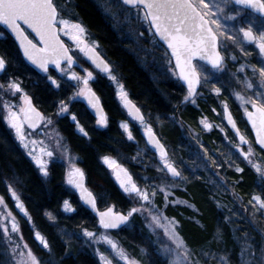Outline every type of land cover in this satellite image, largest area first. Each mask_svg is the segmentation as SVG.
I'll list each match as a JSON object with an SVG mask.
<instances>
[{
  "label": "snow or ice",
  "instance_id": "1",
  "mask_svg": "<svg viewBox=\"0 0 264 264\" xmlns=\"http://www.w3.org/2000/svg\"><path fill=\"white\" fill-rule=\"evenodd\" d=\"M118 4L121 7L134 10L136 20L147 24L146 31L151 33L152 40L155 42L158 38L159 41L166 43L167 48L171 49V56L175 59L173 71L187 84L185 102L190 101L195 104V98L198 95L197 89L202 84H211L214 73L224 71L226 55L221 51V48L224 46L226 50L228 41L235 45L244 56L251 55L245 50L244 42L254 44L259 55L264 57V31L257 34L254 33L251 25L231 28L222 22L235 20L237 16L241 15L240 11L235 14H226L229 4L250 8L264 15V0H118ZM0 24L6 26L15 35L23 51V56L42 73L47 74V79L53 85L57 88L61 86L60 81L51 74L50 66H53L62 76L67 77L69 81L75 82L71 85L75 89L71 99L82 98L86 101L87 106L94 111L96 124L101 128L108 127L109 118L103 110L100 96L92 85L98 81L99 76L109 80L114 85L116 96L122 102L128 117L138 123L142 135L146 138V144L158 153L157 171L162 173L158 178L160 183L149 184V178L144 177L145 186L143 187L137 184L128 169L118 160L108 155L102 157L104 164L114 173L124 192L137 198L139 206L132 207L127 214L114 211L113 207L100 211L97 207L96 196L85 186L84 170L77 166V158L64 144L63 137L58 132L53 135L52 130L45 132V137L52 141L48 145L44 143V140L30 138L31 132L26 128L35 130L42 124L48 128L53 125L52 119L45 116L33 104L32 97L25 92L19 78L9 77L6 81L0 82L2 119L6 122L7 127L14 132L15 139L32 158L39 172L44 177L49 176V164L53 157L59 155V158L65 160L68 165L67 184L79 190L80 198L98 216V224L105 231L98 234L96 231L83 228L82 235L86 238L85 243L103 241L110 247L117 264H142V259L129 253L108 234V230L120 229L121 226L128 224L130 217L140 214L148 221V227L153 232L163 229L167 242L161 246L159 251L168 258L167 264H204L202 257L214 260L216 264H233L229 252L218 256L216 252L211 251V248L208 250L201 248L197 254L178 230L180 222L175 217L169 218L164 215L161 208L154 203V198L159 192L163 196L165 207L168 203H182L194 208L195 206L187 200L169 201V196L173 195L171 189L178 186L177 181L188 183L190 182L189 177L170 157L160 135L149 123L140 107L130 99L129 93L115 72L112 63L102 55L99 41L90 37L88 29L82 22L70 18L66 14L65 3L62 0H0ZM25 26L35 34L34 38H30ZM238 33L243 34V41L238 38ZM139 35L143 36L144 33H139ZM62 37H67L70 42H66ZM80 58H84L93 66L91 70L82 68L83 75L75 70ZM197 58L205 63H194ZM236 59V55H231V60L235 61ZM9 63L8 57L0 54V74L7 72ZM169 63L171 64V60ZM248 67L252 70L251 76L245 71ZM237 72L244 73L243 79L237 73L232 74L237 84L242 88L234 90L232 94L239 101V106L243 109L248 122L255 131V140L246 137L237 127L225 101L226 118L235 130L239 141H230V143L264 180V163H261L264 161V61L259 66L241 64ZM211 90L217 95H220L222 91L215 84H211ZM249 92L251 94H247ZM6 93L12 96L20 94L18 96L20 103L4 99ZM68 112L69 103L61 100L57 115L62 116ZM71 119L75 122L79 132L88 137V132L75 113L71 114ZM200 123L207 130H211L213 127L206 118H202ZM120 127L128 141L138 143L128 120L122 121ZM221 130L223 131V129ZM37 145H40L38 152ZM245 145L247 146L246 150ZM255 145H259V150L255 148ZM201 147L203 148V145ZM137 155L139 156L140 153L138 152ZM204 157L205 163H210L212 167L217 169L224 167V164H218L207 154V149H204ZM225 163H228V167L231 168L234 161L231 163L225 161ZM244 170L238 165L235 167L237 173H243ZM215 175L218 178L213 181L216 187L230 191L233 198L239 201L240 196L234 186L229 185L227 177L220 175L219 172H216ZM16 180L19 182V177ZM6 188L10 199L14 202V207L31 223L32 216L20 192L12 183H6ZM247 203L251 205L254 217L257 214L264 216V194L254 195ZM216 205L218 208H227V205L222 204L220 200H216ZM63 209L66 212L76 211L68 200L63 202ZM228 211L232 210L228 209ZM45 215L49 220H55L51 212H46ZM224 219L232 223L230 216H225ZM33 228L35 229V225ZM233 231L235 232L236 229ZM261 234L264 236V232ZM0 235L8 246L7 252L11 257V264H51L50 260L46 261L28 243L24 242L20 222L9 208L4 195H0ZM34 239L38 241L43 250H46L49 255L52 254L51 244L41 231L34 230ZM213 240L216 243L224 241V235L219 228H217ZM65 243L68 245L66 251H70V241H65ZM96 251L102 264H113L114 258H110L99 249ZM144 252L145 250L141 249V254ZM239 264H264V244L261 245L257 257L256 249L248 242V236L245 233V242L239 253Z\"/></svg>",
  "mask_w": 264,
  "mask_h": 264
},
{
  "label": "trees",
  "instance_id": "2",
  "mask_svg": "<svg viewBox=\"0 0 264 264\" xmlns=\"http://www.w3.org/2000/svg\"><path fill=\"white\" fill-rule=\"evenodd\" d=\"M101 1L62 0L69 8V16L82 22L88 29L90 37L99 41L102 55L112 63L115 72L137 105L149 118L163 116L166 120L169 112L175 110V105L185 96L183 85L165 75L167 59L171 60L167 50L158 40L155 42L152 40L151 33L146 31L147 24L136 20L134 10L116 4L115 7L109 5L108 7L112 9L107 12ZM0 33H2L0 54L6 55L10 60L7 72L0 75V82L6 81L9 77L19 78L25 92L47 116L57 115L61 100L68 102L69 112L57 116L56 124L71 150L78 156V163L86 172L87 184L96 194L99 206L114 204L119 210H129L134 204L131 197L123 192L121 186L109 174L102 159L105 155H112L120 158L129 167L135 166L133 157L137 151V143L128 141L120 127V122L127 118L116 99L114 85L103 76H99L98 81L93 84V88L102 98L109 118L108 127L101 128L81 99L71 100L75 90L71 86L72 82L61 80L60 74L51 70V74L60 79L61 86L57 88L47 79V74L38 73L25 62L15 40L1 26ZM139 33L144 35L140 36ZM80 65L93 67L84 58L79 59V65L75 69H79ZM179 112L184 120V126L191 125V110L181 109ZM69 113L77 115L88 132V137L79 132ZM2 116L3 112L0 110V195L5 196L6 202L17 214L27 243L46 261L50 260L51 264H101L82 235L83 228L99 229L96 218L80 203L75 192L66 184L65 166L57 160L51 161L49 176L44 177L15 139L13 131L7 127ZM133 134L138 143L145 142L144 137L138 132ZM181 138L177 132L170 133L168 144L171 150L177 151L183 161L180 166L185 169L186 162H189L186 160L188 147ZM149 151L152 152L151 149ZM195 159L196 157L191 158V162ZM203 163L201 167H205ZM244 169L243 173L237 175L238 183H235V191L242 199L234 201L222 188L224 193L219 198L227 205L225 209L217 207L210 186L199 176L205 172L198 174V171H191V177L188 175L190 182L185 192L179 193L194 203L196 211L190 212L178 206L172 211V215L180 222L179 231L197 254L201 248L204 250L211 248L218 256L229 252L233 264L238 262L241 245L236 236L240 234L234 232L233 229L236 228L223 218L226 211L227 214L236 213L239 216L238 223L240 219L241 229L250 231L257 237V243L264 244V236L261 234L264 232V216L257 214L254 217L251 205L247 203L256 193L264 194V184L263 182L257 184L247 166H244ZM140 171L141 169L137 170ZM17 177L19 182L16 180ZM6 183H12L20 192L32 216L31 223L23 214L16 211L14 202L7 192ZM65 200L70 201L76 211H64ZM228 209L232 211L229 212ZM46 212H51L55 220H49ZM136 215L134 214L125 227L112 231L131 252H135L140 245L147 242V239H151L144 221L137 219ZM191 218L194 220L190 221ZM189 225L196 229V232L191 233ZM217 228L224 235V241L220 243L213 240ZM34 230L41 231L48 238L53 249L51 255L34 239ZM65 241H70V251H66L68 245ZM202 259L204 264H216L214 260L203 257ZM5 261L4 242L0 235V264H4Z\"/></svg>",
  "mask_w": 264,
  "mask_h": 264
},
{
  "label": "rangeland",
  "instance_id": "3",
  "mask_svg": "<svg viewBox=\"0 0 264 264\" xmlns=\"http://www.w3.org/2000/svg\"><path fill=\"white\" fill-rule=\"evenodd\" d=\"M101 1V0H100ZM102 2V1H101ZM103 6H105V10L107 12L111 11L109 9H112L110 7H108L109 5L111 7H115L116 4H118V0H104L103 2ZM237 11H240L241 12V15L237 16V18L235 20H232V21H222L223 23H226L228 24L231 28H239V27H248L249 25L252 26V29L254 31V33H259L261 31H264V19H261V18H258L257 16H255L254 14L246 11V10H243L242 8L240 7H237L235 6L234 4H229L228 7L226 8V14H235ZM66 14L69 16V8L68 6L66 5ZM70 17V16H69ZM71 18V17H70ZM65 40L67 42H70L68 41V38L67 37H64ZM238 38L240 40L243 41V34L242 33H238ZM232 45L233 47L237 48L235 45H233L230 41L227 42L226 44V49L228 51H231L229 49V46ZM250 44H248V42H244V48L246 51H251L252 48L250 46H248ZM235 50H238L235 49ZM239 51V50H238ZM82 59V58H81ZM82 68H89V70L92 69V67H88V66H85V65H80L79 66V69H75L77 72H80L81 75H83V71H82ZM174 69V65L171 61V64L169 63V60L167 59V69L166 71H173ZM57 79V78H56ZM60 79L61 80H68L67 77H64L60 74ZM60 79H57L58 81H60ZM69 81V80H68ZM72 82L73 84L75 83L74 81H70ZM122 82V81H121ZM123 83V82H122ZM93 86V85H92ZM127 90V89H126ZM75 91V90H74ZM73 91V93H74ZM128 91V90H127ZM73 93L71 95V97L73 96ZM129 93V92H128ZM20 94H17V96H12L10 94H5V97L4 99H7V100H10V101H13L15 103H20L19 99H18V96ZM76 99H81V98H76ZM71 100H74V99H71ZM117 101L118 103L120 104L123 112L125 113L126 115V120H128L133 132L134 130H137L136 132H138V134H140L141 136L142 135V131L140 129V127L137 125L136 122H134L132 119H130L125 111V109L123 108L122 106V102H120L117 98ZM66 114V113H65ZM70 115V118H71V113H69ZM45 116H47L45 114ZM58 115H56L55 117H51V116H47L49 118L52 119L53 121V125H50L48 126V128H45L44 125L42 124L41 127L37 130H31V129H27V131L31 132V139H37V140H44V143L46 145L48 144H51L52 141L47 139L44 135L45 132H48L49 130H52V134L55 135V133H59L62 137H63V142L64 144L71 150V148L69 147L67 141L65 140V137L63 136V134L59 131L58 129V126L56 124V118H57ZM125 121V120H124ZM149 123H151L155 129V126H154V121L155 123L157 122L160 126H162V121L158 118H150L149 120ZM171 124L174 123V121L172 120L171 118ZM176 124V123H175ZM137 126V127H136ZM139 127V128H138ZM181 127V126H180ZM187 128V129H186ZM182 131H183V134H182V138H183V141H184V144L186 147H188V151L186 152L187 153V156H186V160H188L189 162L187 163L186 162V167L185 169H183L180 164L183 163L182 159L178 156L177 154V151H175V149H169L170 151V157L177 162L178 166H180L183 170V173L185 175H189V177H191V171H198V174L202 173V172H205V174L203 175H199L201 177V179L204 180V183L208 184L210 186V189L212 190V192L214 193L215 195V203H216V200H220L221 203L223 204V201L222 199H220V195H223L224 191L221 188H217L216 185L213 183V181L216 180V178L212 175V173L209 171L208 167H201V164H202V159L203 157H201L202 159H200V157L197 158V156H195L194 154H191V125L190 126H184L183 128L181 127ZM159 131V129H158ZM14 133V132H13ZM126 135V134H125ZM144 137V136H143ZM189 140V141H188ZM136 141H138L136 139ZM137 143V142H136ZM168 146H170V144H168ZM167 146V147H168ZM39 147L40 145H37L36 148H37V152L39 151ZM23 148V147H22ZM169 148V147H168ZM24 149V148H23ZM149 146L146 144V141L141 143H137V151H136V154H135V157L136 159L133 161L135 166H130L127 165L125 162H123L120 158H117L115 156H112V155H109L110 157L116 159L119 161V163H121L125 168H127L129 170V173L132 172V170H138V169H142L143 171H146L145 168L151 170V171H155V180L154 181H148L149 184L151 183H156V184H159L160 183V180L158 179L162 173L158 172L157 171V166L159 164V157L155 154V153H152L149 151ZM143 150V151H141ZM25 153L27 154L26 150L24 149ZM140 153V155L138 156L137 153ZM174 152V153H173ZM71 153L74 157L77 158V163H78V156L76 155L75 152H73L71 150ZM194 155V156H193ZM193 157H196L195 161H192L191 162V158ZM31 160L32 158L29 157ZM53 160H57L59 162H61L64 166H65V169H66V172H67V168H68V165H67V162L61 158H59V155H57L56 157H53L51 161ZM33 161V160H32ZM242 164L244 165H248L250 166L247 161H245L244 159L242 160ZM204 162V161H203ZM261 163H264V161H261ZM79 164V163H78ZM77 164V165H78ZM196 164V165H195ZM105 165V164H104ZM184 165V164H183ZM105 167L107 168L109 174L116 180L115 178V175L114 173L111 171V169H109L107 167V165H105ZM251 167V166H250ZM205 169V170H204ZM235 170V168H233ZM132 174V173H131ZM258 175V181H257V184L259 183H262V180L260 175L258 173H256ZM136 176L138 177V180L137 181V184L140 185L141 187L145 186V181H144V177H146L145 175L143 174H139V173H136ZM144 176V177H143ZM190 180V179H189ZM116 182L120 185L119 181L116 180ZM189 183V182H188ZM188 183H180L179 181H177V187L171 189V191L173 192V195L169 196V201H172V200H176V201H183V200H187L185 197L182 196V194H180L179 192H185L186 190V187L188 185ZM174 189L176 191V194H174ZM124 191V190H123ZM257 194V193H256ZM255 194V195H256ZM127 196H130L128 193H126ZM131 197V200L133 201V206L132 207H136V206H139L138 203H137V198H135L134 196H130ZM189 201L192 205H194V203H192L190 200H187ZM154 203L159 206L161 208V210L163 211L164 215H166L167 217L169 218H172V217H175L173 215H171V210H174L175 208L174 207H177V206H180V207H183L185 210L187 211H190V212H195L196 211V207L194 208H191V207H188V205L186 204H182V203H176V204H172V203H168L167 204V207H165V202L163 200V196L161 193L158 192L157 196L154 198ZM9 206V205H8ZM195 206V205H194ZM10 208V206H9ZM11 209V208H10ZM16 209V208H15ZM225 209V208H224ZM12 210V209H11ZM13 211V210H12ZM17 212H20L18 209H16ZM207 211V209H206ZM226 211V210H225ZM13 213L17 216V214L13 211ZM21 213V212H20ZM226 214H223V218L225 216H230L231 217V220H232V224L234 228H236V232H238L240 235L236 236L237 240H238V243L241 245L244 244L245 242V233H247V236H248V242L251 243L254 248L256 249V253H257V257L259 256V249L261 247V245L263 244H259V242L257 243L256 242V239L257 237L255 235H252L250 233V231H243L241 229V224H240V219H239V223L237 222L239 216L232 212V214H227V211L225 212ZM22 214V213H21ZM137 219H142L145 223V225L147 226L148 230H149V234L151 235V239H147V242H145V244H142L139 246L138 249H136L135 252H131L129 251L122 243V241L120 240L119 236L117 234H115L114 232L112 231H109L108 230V234H110L112 236L113 239H115L119 244H121L125 249L128 250L129 253H131L132 255L134 256H137V258L139 259H142V264H161L162 262L163 263H166L167 264V260L168 258L165 257L159 250L161 248V246L167 242V237L164 236L163 234V229H159L157 230L156 232H153L152 230L149 229L148 227V221L145 219V217L143 215H140V214H137ZM207 216H209V213H207ZM261 216V215H260ZM18 218V217H17ZM176 218V217H175ZM237 218V219H236ZM177 219V218H176ZM178 220V219H177ZM190 220V219H188ZM187 220V221H188ZM194 220V218H193ZM192 218L190 221H193ZM193 223V222H192ZM195 224V223H194ZM180 225V224H179ZM188 229L191 230V233H194L196 232V229H194L192 226H188ZM178 230H179V226H178ZM90 231H96L98 234L101 233V232H104L105 230L104 229H96V230H90ZM22 232V231H21ZM23 234V233H22ZM24 236V235H23ZM86 240V238H85ZM4 242V241H3ZM24 242L27 243L25 237H24ZM89 248L91 249V251L95 254V256L98 258L99 262L102 264V261H100L99 259V254L97 253L96 249H99L100 252H103L105 253L106 255L110 256V258H114V254L111 252L110 250V247L104 243L103 241H100L99 243H93V242H89L87 243ZM259 244V245H257ZM29 245V244H28ZM30 246V245H29ZM7 244L4 242V252H5V257H6V261L4 264H11V257L10 255L8 254L7 252ZM31 247V246H30ZM141 249H144L145 252L144 254H141ZM241 250V249H240ZM240 253V251H239ZM237 262V261H236ZM235 264H239V260L238 262ZM113 264H117L116 262V259L114 258L113 259Z\"/></svg>",
  "mask_w": 264,
  "mask_h": 264
},
{
  "label": "flooded vegetation",
  "instance_id": "4",
  "mask_svg": "<svg viewBox=\"0 0 264 264\" xmlns=\"http://www.w3.org/2000/svg\"><path fill=\"white\" fill-rule=\"evenodd\" d=\"M250 45L248 46H250L252 50L250 52L248 51L249 53H251V55L249 56H244L240 51H238L239 49L235 50L237 48L233 47L232 45L229 46V49L231 51H228L227 49L225 50V47L222 46L221 51L224 52L226 55L225 68L222 73H214L213 79L211 81V84H215L217 87H220L222 89L220 95H217L215 92L211 90V84H202L197 89L198 95L195 98L196 99L195 104L191 103L190 101L183 103L184 100L183 97L181 101L175 105L176 109L169 112L166 120L163 118V116L158 117V120L160 119L162 121V126H160L157 122L155 123V121L153 123L155 126V130L157 131L158 135H160L161 137V141L164 143L168 152L170 153L169 151L170 148H168L169 147L168 137L170 133L177 132V134H179L180 137H182L183 134L181 127L183 128L185 123H183L184 120L183 118H181L179 114L180 113L179 110L181 109L186 111L191 110V154H194L195 156L200 157V159H202L201 157H204V149H207V154L211 156L213 159H215L218 164H224V167L217 169L212 167L210 163H203L202 161L204 166L206 168L208 167L209 171L216 179H218L217 176L215 175L216 172H219L220 175L227 177L229 185L234 186V188H235V184L233 182V179L235 181H238L236 177L238 174H241V173H237L233 169L237 165L242 168H244V166H247L248 169L253 173L254 180L256 182L258 181V175L256 174L255 170L248 165L242 164L243 157L240 156L239 152L233 147V144L230 143V141L231 142H239V141L236 133L229 126L226 120V113L224 112V102L226 101L228 104V110L231 112L233 119L236 121L237 127H239L241 132L246 137H248L253 141L255 140L253 131L246 119V115L244 114L243 109L239 106V101H237L234 95L232 94L234 90H240L242 88L241 85L237 84L236 80L232 75L233 73H237V75H239L241 79L244 78V73L237 72L240 65L249 64V65L259 66L261 62L264 61V58L259 55L258 49L255 47V45L254 44H250ZM233 54L236 55L237 57L235 61L231 60V55ZM194 63H204V62L196 60ZM245 71L248 73L249 76H251L252 70L250 67L246 68ZM165 72L166 74L165 73L164 74L167 76V78L175 79L180 82L178 75H176L174 71L171 72L165 71ZM253 82L255 83V80ZM183 87L185 88L184 85ZM186 94H187V89L185 88V95ZM247 94H251V92ZM129 97L132 99L130 92H129ZM141 110L143 111L145 117L149 120L150 118L147 116L144 110L142 108ZM171 118L174 121L173 124H171L170 121ZM202 118H206L207 121L213 125L211 130H207L203 127V125L200 123ZM221 129H223V131ZM134 132H136V130H134ZM181 139L183 140V138ZM201 145H203V148L201 147ZM246 147L247 146L245 145V150ZM255 148L259 150V145H255ZM225 161H228L229 163L234 161V164L230 168L228 167V163H225ZM204 162H205V158H204ZM147 168H145L146 171H143L141 169L140 172H137V170H132L131 175L134 178V180L135 181L138 180L136 173H139L148 177L149 178L148 181H154L155 171H151ZM262 182L264 184V181ZM226 192H228L230 194V197L233 199L232 193L230 191H226ZM174 194H176L175 189H174ZM177 207L174 208L176 209ZM172 211L173 210H171L170 213L171 215H172Z\"/></svg>",
  "mask_w": 264,
  "mask_h": 264
},
{
  "label": "water",
  "instance_id": "5",
  "mask_svg": "<svg viewBox=\"0 0 264 264\" xmlns=\"http://www.w3.org/2000/svg\"><path fill=\"white\" fill-rule=\"evenodd\" d=\"M237 6H240V5H237ZM240 7H243V6H240ZM245 9H247V10H249V11H251V12H253V13H255V14H257V15H259V16H261V17H263L264 15H262L261 13H259V12H255L254 10H252V9H250V8H245ZM0 26H2L12 37H13V39L15 40V42H16V44H17V46H18V48H19V51H20V53H21V55H22V57H23V59L26 61V63L28 64V65H30L34 70H36L38 73H42L38 68H36L35 67V65H33V64H31L24 56H23V51H22V49L20 48V45H19V41L16 39V37H15V35L14 34H12L11 33V31L9 30V29H7L6 28V26H4V25H2V24H0ZM25 29H26V31L29 33V36H30V38H34V36H35V34L34 33H32L31 32V30L30 29H27L26 28V26H25ZM63 39V38H62ZM158 39V38H157ZM159 40V39H158ZM163 45H164V47L167 49V51H168V53L170 54V56H171V49H169V48H167V45H166V43H164L163 41H160ZM171 58H172V61H173V63H174V65H175V59H174V57H172L171 56ZM196 60H199V58H197ZM196 60H194V62L196 61ZM203 62V61H202ZM90 63V62H89ZM205 63V62H204ZM76 67V66H75ZM50 69H53L54 71H56L55 70V68L53 67V66H50ZM57 72V71H56ZM179 77V76H178ZM180 79V78H179ZM180 81H181V83L185 86V88L187 89V84L182 80V79H180ZM98 94V93H97ZM99 95V94H98ZM101 98V97H100ZM33 100V99H32ZM83 100V99H82ZM83 102H84V104H85V106L88 108V110L90 111V113L95 117V115H94V111L89 107V106H87V103H86V101H84L83 100ZM101 103H102V105H103V102H102V99H101ZM183 103H185V101L183 100ZM33 104L35 105V103H34V101H33ZM36 106V105H35ZM37 107V106H36ZM38 109H39V111H41L42 113H43V111L39 108V107H37ZM103 110H104V112L106 113V110H105V107H104V105H103ZM44 114V113H43ZM246 119H247V117H246ZM226 120H227V118H226ZM248 121V120H247ZM227 122H228V120H227ZM249 123V125H250V127H251V124H250V122H248ZM229 124V123H228ZM229 126L232 128V126L229 124ZM233 129V128H232ZM251 129H252V127H251ZM233 131L235 132V130L233 129ZM252 131H253V134H254V137H255V131L252 129ZM236 133V132H235ZM163 143V142H162ZM150 148H151V146H150ZM152 149V148H151ZM154 152H155V150L154 149H152ZM156 153V152H155ZM156 154H158V153H156ZM79 167V166H78ZM81 168V167H80ZM85 173V172H84ZM84 183H85V186H86V188L88 189V190H90L93 194H94V192L87 186V183H86V174H85V180H84ZM72 188H73V190L75 191V193L78 195V197H79V199H80V201H81V203H82V205L83 206H85L86 208H88L91 212H92V214L97 218V220H98V216L96 215V213L91 209V207L89 206V205H86L85 203H84V201L80 198V192H79V190H77L76 188H74L73 186H71ZM95 195V194H94ZM97 199V198H96ZM97 207H98V209L100 210V211H104L106 208H104V209H101V208H99V206H98V202H97ZM109 207H113V209H114V211H117V212H121V213H124V214H127L126 212H124V211H119V210H116V208L113 206V205H110ZM108 208V207H107ZM131 218V217H130ZM130 220V219H129ZM99 225V224H98ZM125 226V225H124ZM124 226H121V228L122 227H124ZM100 227V226H99ZM113 230H116V229H113Z\"/></svg>",
  "mask_w": 264,
  "mask_h": 264
},
{
  "label": "bare ground",
  "instance_id": "6",
  "mask_svg": "<svg viewBox=\"0 0 264 264\" xmlns=\"http://www.w3.org/2000/svg\"><path fill=\"white\" fill-rule=\"evenodd\" d=\"M178 139V138H177ZM178 141V140H177ZM189 141V140H188ZM174 153V152H173ZM79 162V161H78ZM78 164V163H77Z\"/></svg>",
  "mask_w": 264,
  "mask_h": 264
}]
</instances>
